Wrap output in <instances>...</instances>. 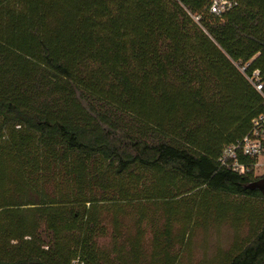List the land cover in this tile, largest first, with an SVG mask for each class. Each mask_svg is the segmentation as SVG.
Here are the masks:
<instances>
[{
  "label": "trees",
  "instance_id": "trees-1",
  "mask_svg": "<svg viewBox=\"0 0 264 264\" xmlns=\"http://www.w3.org/2000/svg\"><path fill=\"white\" fill-rule=\"evenodd\" d=\"M213 1L118 0L107 49L103 0H0V264H181L224 223L206 264H264V173L218 163L264 114V0Z\"/></svg>",
  "mask_w": 264,
  "mask_h": 264
},
{
  "label": "rangeland",
  "instance_id": "rangeland-1",
  "mask_svg": "<svg viewBox=\"0 0 264 264\" xmlns=\"http://www.w3.org/2000/svg\"><path fill=\"white\" fill-rule=\"evenodd\" d=\"M103 14L101 15V25L105 29L107 34L104 35V40L106 42L105 47L110 49L111 38H113V33L111 29L112 20L117 15L118 0H103ZM67 11V6L61 7V9L56 11V16L54 17V37L59 39L62 43H65L69 37L67 35V20L65 14ZM106 58L108 55L106 54ZM260 161H264V158H259ZM261 168L255 173V175H262ZM237 197H229L230 200L235 201ZM125 228H123L125 234L135 232V227L133 220L128 217L124 220ZM127 226V227H126ZM176 230V229H175ZM177 231V230H176ZM241 233L247 232V226H245ZM235 235V230L230 226L229 223L218 224V225H199L192 231L190 239H187V249L183 254L181 259V264H206L211 261L212 257L219 251L224 252L225 249L230 247L233 242ZM147 236V237H146ZM145 248H149L151 233L149 228H146L145 234ZM112 243L109 237L102 240V244Z\"/></svg>",
  "mask_w": 264,
  "mask_h": 264
},
{
  "label": "built area",
  "instance_id": "built-area-1",
  "mask_svg": "<svg viewBox=\"0 0 264 264\" xmlns=\"http://www.w3.org/2000/svg\"><path fill=\"white\" fill-rule=\"evenodd\" d=\"M231 4L228 0H214L211 11L219 13ZM240 70L244 72L245 66L240 67ZM246 78L256 90L261 91L262 83L257 69L253 70L250 75H246ZM245 157L254 159L253 168L255 173L259 168L264 173V161L259 160V158H264V114H260L252 120L251 128L247 134L222 146L218 155V163L220 166L229 168L232 171L245 173L249 169V166L241 161V158Z\"/></svg>",
  "mask_w": 264,
  "mask_h": 264
},
{
  "label": "water",
  "instance_id": "water-1",
  "mask_svg": "<svg viewBox=\"0 0 264 264\" xmlns=\"http://www.w3.org/2000/svg\"><path fill=\"white\" fill-rule=\"evenodd\" d=\"M245 189L258 190L264 194V176L243 185Z\"/></svg>",
  "mask_w": 264,
  "mask_h": 264
}]
</instances>
